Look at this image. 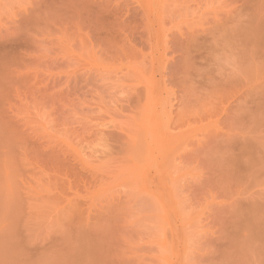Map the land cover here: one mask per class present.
<instances>
[{"label": "rangeland", "instance_id": "1", "mask_svg": "<svg viewBox=\"0 0 264 264\" xmlns=\"http://www.w3.org/2000/svg\"><path fill=\"white\" fill-rule=\"evenodd\" d=\"M0 264H264V0H0Z\"/></svg>", "mask_w": 264, "mask_h": 264}]
</instances>
